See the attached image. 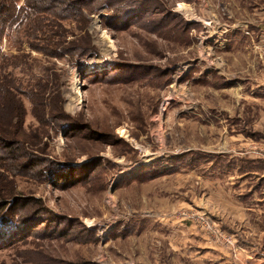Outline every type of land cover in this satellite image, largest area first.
Masks as SVG:
<instances>
[{"label": "rangeland", "instance_id": "1", "mask_svg": "<svg viewBox=\"0 0 264 264\" xmlns=\"http://www.w3.org/2000/svg\"><path fill=\"white\" fill-rule=\"evenodd\" d=\"M31 2L0 0V264H179L191 232L264 264V0Z\"/></svg>", "mask_w": 264, "mask_h": 264}, {"label": "crops", "instance_id": "2", "mask_svg": "<svg viewBox=\"0 0 264 264\" xmlns=\"http://www.w3.org/2000/svg\"><path fill=\"white\" fill-rule=\"evenodd\" d=\"M258 222H260V221L255 222L252 220V224H251L249 219L247 220L245 218V216L243 215V218H242L241 223L239 225L234 224L233 221L231 222V225L233 223L234 225L240 226L241 228H243V227L251 228L255 224L257 226H259ZM234 225H232V226H234ZM227 226L230 227V224H228ZM242 233H246V232L242 231ZM191 234L193 237V243H190V245H189L191 247V249L189 250L188 254L185 256L186 258H183L180 256L178 257L179 258V260H178L179 264H181V263H185V264H252L251 260L249 259L250 255L246 254V249L248 247H252V244H254V242L252 241V239L250 237L247 238L246 234L245 235L241 234L239 236V238L241 239L240 240L241 245L244 247V245L242 243V240H243V242H244V244H246V246L244 247V249L242 247V252L239 251L241 253L238 252L235 255H233L232 252L230 251V250H233L232 248H228L226 246H221L220 244L215 243V242L210 243L204 236L199 235L197 233L191 232ZM249 239H251V240H249ZM233 252H235V251H233Z\"/></svg>", "mask_w": 264, "mask_h": 264}, {"label": "trees", "instance_id": "3", "mask_svg": "<svg viewBox=\"0 0 264 264\" xmlns=\"http://www.w3.org/2000/svg\"><path fill=\"white\" fill-rule=\"evenodd\" d=\"M29 1H31V0H29ZM76 1L77 0H74L73 3L69 4V2H66L65 0H32V2L29 5H27V7L25 9L22 10V12L18 16V18H21L23 14H24L23 16H27L28 14L37 13L40 9H46L48 7H51V6H55V4L57 2H60L63 7H66L67 5H70L72 11H73L72 8H74V9L77 10V7H74V6H78V5H76ZM14 7L16 9H18L16 4L14 5ZM10 18H12L11 15H10ZM18 18L17 19L16 18H13L12 19V22L13 21H16V20L18 21L19 20ZM2 28H3V22L0 21V31H1ZM4 34H2V36L0 35V44H1L2 37H5ZM1 54L2 53H1V47H0V57H2Z\"/></svg>", "mask_w": 264, "mask_h": 264}]
</instances>
